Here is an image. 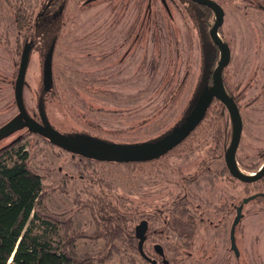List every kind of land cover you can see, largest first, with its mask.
<instances>
[{
    "label": "rangeland",
    "instance_id": "1",
    "mask_svg": "<svg viewBox=\"0 0 264 264\" xmlns=\"http://www.w3.org/2000/svg\"><path fill=\"white\" fill-rule=\"evenodd\" d=\"M47 1L0 0V129L20 115L15 89L22 54L36 35L34 22ZM216 1L225 11L220 37L231 49L223 77L243 118L236 160L243 172L252 173L264 164V7H259L264 0ZM185 6L181 0H68L53 49L51 91L43 95L45 107L40 102L44 43L36 42L29 53L23 87L29 114L45 123L44 111L47 124L64 134L116 143L151 142L177 127L197 90L207 44ZM210 11L211 39L217 16ZM216 48L213 70L220 60ZM218 105L215 99L185 141L152 161L92 159L85 167V156L73 155L28 127L1 136L0 149L22 139L31 167L43 177L42 208L72 218L80 256H103L111 247L97 236L104 205L129 217L130 230L147 220L144 249L158 258L153 245L161 244L170 264H264L263 197L243 205L235 231L239 255L231 248L236 206L264 192V183L243 182L228 171L225 154L233 124L227 108L216 111ZM185 196L187 208L202 222L191 245L182 246L166 221L173 202ZM174 244L179 249L174 251ZM112 245L113 258L105 264H152L126 234Z\"/></svg>",
    "mask_w": 264,
    "mask_h": 264
},
{
    "label": "trees",
    "instance_id": "2",
    "mask_svg": "<svg viewBox=\"0 0 264 264\" xmlns=\"http://www.w3.org/2000/svg\"><path fill=\"white\" fill-rule=\"evenodd\" d=\"M181 1L190 12H193L196 26L201 33L205 34L207 44L204 42L202 47L203 67L197 82V90L191 98L190 106L185 109L184 116L176 126L189 115L205 88L213 84L212 72L218 56V49L212 43L207 31L210 25L208 22V15H211L210 8L191 0ZM67 5L68 0H48L34 22L36 35L27 42L31 43V49H33L36 42L41 40L47 51L46 58L49 51L56 45ZM224 85L228 94L237 102L234 93L227 88L225 80ZM50 91L45 84L40 99L43 107H45L43 95ZM217 103L219 109L216 108V111L220 112L223 104L218 99ZM172 130L163 133L154 141L163 138ZM21 141V138L15 139L0 149V264H96V261L105 264L106 260L113 258L112 241L124 234L127 235L130 243L134 244V250L139 253L136 226L134 230L126 226L130 218H124L125 214H117L116 209L115 211L105 209L102 205L99 210L102 223L97 236L104 237L111 247L103 256L78 255L76 241L80 235L72 231L73 220L72 218L65 220L44 212L42 208L45 196L43 177L31 167L28 150ZM84 159L85 161L81 163L85 167L92 162V158ZM262 180L264 181V178ZM186 204H188L187 196L174 201L166 221L167 228L177 234L182 246L191 245L201 221L194 215L192 209L187 208ZM154 233L162 234L158 230ZM172 249L175 251L179 249V246L174 244ZM154 251L159 258L160 255L155 248ZM167 259L170 264L171 260ZM163 264L166 263L163 262Z\"/></svg>",
    "mask_w": 264,
    "mask_h": 264
},
{
    "label": "water",
    "instance_id": "3",
    "mask_svg": "<svg viewBox=\"0 0 264 264\" xmlns=\"http://www.w3.org/2000/svg\"><path fill=\"white\" fill-rule=\"evenodd\" d=\"M191 1L209 7L217 16L216 22L210 30V36L214 44L220 50V60L212 73L213 84L210 87L205 88L195 107L189 115H187L185 120L166 136L157 141L151 142L116 143L100 139L90 134H64L47 124L46 114L44 111L41 112V117L43 120L45 119V123H41L32 117L27 111L23 98V87L29 62V53L31 51V43H27L23 50L15 89V98L20 115L12 119L8 124L0 129V137L11 134L17 129L28 127L29 131L32 133L39 134L49 139L55 145L72 152L73 155L79 154L100 161H116L121 163L147 162L160 158L185 141L205 119L212 102L215 99H218L226 106L233 124L232 139L226 151V165L229 172L232 176L243 182H255L263 178L264 165L258 171H254L256 173H245L238 166L236 160V154L243 132V118L238 103L228 94L224 85L223 70L231 59V49L229 45L221 39L219 33V28L224 22V8L216 0ZM53 49L54 47L49 51L45 60L44 77L45 84L48 89L52 80ZM257 195L258 194H253L244 198L243 202L237 206V215L234 219L230 232L231 248L237 256L239 255V249L235 235L236 226L243 217V205L256 198ZM147 231V220H142L139 224H137L136 235L138 237L139 253L152 264H158L157 259L151 258L145 252L144 244L147 239ZM155 249L160 256L165 254L161 244H156ZM163 262L169 264V260L167 258H164Z\"/></svg>",
    "mask_w": 264,
    "mask_h": 264
},
{
    "label": "flooded vegetation",
    "instance_id": "4",
    "mask_svg": "<svg viewBox=\"0 0 264 264\" xmlns=\"http://www.w3.org/2000/svg\"><path fill=\"white\" fill-rule=\"evenodd\" d=\"M260 8L261 7H264V5L263 4H260V6H259ZM213 73V72H212ZM223 104V103H222ZM223 107H225L226 108V106L223 104L222 105ZM223 110V109H222ZM222 110H221V113H222ZM208 113V112H207ZM207 115V114H206ZM206 118V117H205ZM225 159H226V154H225ZM152 161V160H151ZM264 164H262L260 167H259V169L263 166ZM227 166V165H226ZM228 169V168H227ZM229 171V170H228ZM254 171H258V170H254ZM253 171V172H254ZM252 172V173H253ZM254 173H256V172H254ZM231 174V173H230ZM232 175V174H231ZM264 178V177H263ZM263 178H261V179H259V180H257V181H255V182H262V183H264V181L262 180ZM256 194H258L257 196H260V197H263L264 198V192H263V190H260L259 192H257ZM240 205V204H239ZM238 205V206H239ZM236 209H237V206H236ZM200 219H201V217H200ZM155 234V233H154ZM148 237H149V234H147V239H146V241L148 240ZM145 241V242H146ZM155 245H156V242L154 243V245H153V248H155ZM146 252V251H145ZM147 253V252H146ZM147 255L148 256H150L148 253H147ZM151 258H153V259H157V258H155V257H152V256H150ZM160 258V259H159ZM158 259H157V261L158 262H162L163 263V259L165 258V255H161L160 257H159ZM147 260V259H146Z\"/></svg>",
    "mask_w": 264,
    "mask_h": 264
}]
</instances>
